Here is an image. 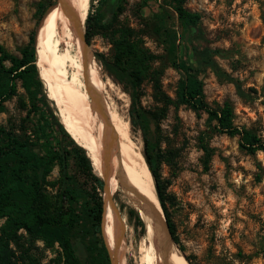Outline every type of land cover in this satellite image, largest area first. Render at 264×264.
<instances>
[{"label": "rangeland", "instance_id": "1", "mask_svg": "<svg viewBox=\"0 0 264 264\" xmlns=\"http://www.w3.org/2000/svg\"><path fill=\"white\" fill-rule=\"evenodd\" d=\"M54 1L0 0V45L18 54L36 25L37 3L43 2L48 8ZM142 1L89 0L85 13L95 16L100 11L109 21L117 7H121L116 17L118 24L134 28L143 47L156 56L151 66L162 70V89L174 99L181 72L171 64L165 44L154 34L153 12L165 9L164 22L176 34L179 56L196 69L207 103L217 108L229 102L236 126L264 136V0H185V8L200 14L194 33L182 32L173 9L160 7L163 0H147L145 6L141 5ZM86 28L85 17L82 36ZM110 38V34L93 35L84 46L85 55L90 54L99 64L106 81V103L128 121L132 142L144 157L146 134L138 125L131 124L130 96L95 57L100 53L103 60L111 59ZM204 49L209 50L208 57L198 54ZM71 50L74 59L76 51L73 47ZM74 71V66L68 65V75ZM18 92L23 93L19 83ZM140 104L146 110L159 106L148 79L141 85ZM5 106L6 111L0 113V124L12 121L19 125L25 113L17 107V97L6 101ZM214 126L215 121L209 120L205 112L194 111L184 104L170 105L166 115L158 120L156 135L160 148L170 153V162L162 163L159 172L167 182L166 206L178 237V243H171L182 253L185 264H264L263 154L245 151L239 145L238 135L219 132ZM103 163L101 171L91 162L99 176L107 168L106 154ZM59 177V168L55 165L48 179L56 182ZM48 190L50 194L55 192L53 187ZM129 208L134 207L124 201V193L118 189L112 196L111 237L119 243L126 264H153L140 249L145 223L142 232L134 218L129 217ZM3 220L0 218V225ZM35 245L38 249L32 253L34 264H51L57 246L44 248L40 240ZM19 264L27 263L19 259Z\"/></svg>", "mask_w": 264, "mask_h": 264}, {"label": "trees", "instance_id": "2", "mask_svg": "<svg viewBox=\"0 0 264 264\" xmlns=\"http://www.w3.org/2000/svg\"><path fill=\"white\" fill-rule=\"evenodd\" d=\"M184 1L163 0L160 7L172 8L182 32L194 33L200 14L185 8ZM147 3L143 0L141 5ZM46 9L43 2L37 3L36 25L27 42L18 49V54L0 45V113L6 111L5 102L13 97H17V107L25 113L19 125L12 121L0 124V218L4 219L0 225V264H19V259L34 264L32 253L38 249L35 245L37 240L43 242L44 248L57 246V254L51 258V264H111L101 233L104 179L94 172L85 148L65 130L35 64V35L37 26L49 13L42 18ZM116 10L109 21L100 11L95 16H86L85 13L88 28L83 39L88 43L95 34L111 35V59L103 60L100 53L95 57L123 84L130 96L131 124L145 131L144 158L170 236L178 243L166 206L167 182L161 179L159 172L162 163L170 162V153L160 148L156 135L158 120L166 115L167 108L184 104L194 111L202 110L209 120L215 121L217 131L238 135L239 145L245 151H260L263 158L264 136L252 129L236 126L229 102L217 108L207 103L196 69L179 56L176 34L170 32L164 22L165 9L153 12L154 34L165 44L171 64L181 72L174 99L162 89V70L151 66L156 56L143 47L142 39L134 28L118 24L116 17L121 7ZM208 51L204 49L198 54L208 57ZM210 63L213 65L212 61ZM145 79L150 81L153 98L159 104L154 110H146L140 104L141 85ZM18 83L23 90L21 94ZM55 165L60 174L56 182L48 179ZM49 187L55 188L53 194H50ZM127 213L143 232L144 225L136 210L129 208Z\"/></svg>", "mask_w": 264, "mask_h": 264}, {"label": "bare ground", "instance_id": "3", "mask_svg": "<svg viewBox=\"0 0 264 264\" xmlns=\"http://www.w3.org/2000/svg\"><path fill=\"white\" fill-rule=\"evenodd\" d=\"M88 1L59 0L41 23L35 60L39 78L65 130L86 149L93 166L102 171L107 154L101 233L110 250L111 263L126 264L119 243L111 237L112 196L119 189L124 193V201L134 207L145 223L146 232L140 245L145 257L153 264H185L182 253L167 238L161 224L163 211L153 178L132 142L129 123L106 103V81L100 66L93 56L85 55L81 30ZM72 47L76 51L74 59ZM68 65L75 68L71 76ZM96 96L101 104L96 103Z\"/></svg>", "mask_w": 264, "mask_h": 264}, {"label": "water", "instance_id": "4", "mask_svg": "<svg viewBox=\"0 0 264 264\" xmlns=\"http://www.w3.org/2000/svg\"><path fill=\"white\" fill-rule=\"evenodd\" d=\"M58 1L59 0H56V1H54L53 2V4H51L46 10H45V12L43 13V16H42V18L44 19V17L46 16V14L48 13V11L53 7V6H55L57 3H58ZM83 37L84 36H82V40H83V44H84V46H85V44H86V42H85V40L83 39ZM95 99V101H96V103H98V104H101L100 103V99H99V97L97 98V96L94 98ZM62 123V122H61ZM112 141H113V138H112ZM77 143V142H76ZM80 145V144H79ZM83 147V146H82ZM84 148V147H83ZM107 155V154H106ZM108 160V159H107ZM106 174H107V170H105V172H104V174H103V176H101L103 179H104V182H106ZM104 188H105V185H104ZM155 213V212H154ZM140 217V216H139ZM140 219H141V217H140ZM141 221H142V219H141ZM143 222V221H142ZM162 226H163V228H164V231H165V233H166V236H167V238L172 242L173 240H172V238H171V236H170V233H169V229H168V225H167V223H166V220H165V216H164V214H163V221H162Z\"/></svg>", "mask_w": 264, "mask_h": 264}]
</instances>
